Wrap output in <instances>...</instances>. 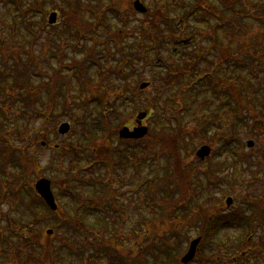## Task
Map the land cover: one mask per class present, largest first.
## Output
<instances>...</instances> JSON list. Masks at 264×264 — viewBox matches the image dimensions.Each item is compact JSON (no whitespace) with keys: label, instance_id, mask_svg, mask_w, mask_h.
I'll return each instance as SVG.
<instances>
[{"label":"rangeland","instance_id":"obj_1","mask_svg":"<svg viewBox=\"0 0 264 264\" xmlns=\"http://www.w3.org/2000/svg\"><path fill=\"white\" fill-rule=\"evenodd\" d=\"M10 1L3 2L0 0V36L13 40L24 39V46L27 47V49L30 47L34 50V53L39 58L41 64L48 67L47 69L43 67V69L46 71L48 70V72L51 70L50 67L53 69L54 66H57L55 54H58V52H56L58 50L57 47H54L56 44L53 45L51 36L56 35L55 38L57 39V43L60 41V46L65 49L64 51L66 52L67 60H71L70 58L72 56H74L76 61L82 60L85 57H82V47L85 45L90 47L92 46V42L98 43V46L94 49L97 52L96 55H99L97 60L101 64V67L91 65L87 68L88 76L93 84L90 87V89L92 88V91L83 93L78 90V84L74 78V76H76L74 70L61 72V74H64L63 76L70 78V92L75 94L76 97L73 113L82 116L84 114L83 112L92 111L96 114L95 111L99 108L98 106L95 107L94 102L90 103L89 99L91 95H102L104 97V89L106 87L110 88L116 85L118 88L122 82L134 88H139V85L142 82L148 83L145 88L140 90L138 96L141 100H144V105L150 100H158L159 113L162 112V109L168 111L171 110V107L167 102V97L172 99H189L188 95L192 96L191 100L185 103L187 111L189 110L187 113L188 116L184 117V112L181 122H178L176 119L168 125L164 122L163 118L154 121L153 118L150 117L152 115L151 113L150 116H145L142 121L143 125L147 126L148 132H152L153 135L160 133L162 127L165 126L169 127L170 135L176 133V139L178 138V141H181L179 159L181 164L186 167L191 175L189 183L192 184V192L194 193L195 186L200 190V194L198 193V199L203 203L202 206L216 207V203L220 202L219 208L223 210L226 209L225 203L228 197L232 199V205H240L243 203L245 195L254 200L259 199L264 205V125L252 124V118L247 116V110H251L258 114L259 117L264 118V105L262 104V102L264 103V92L259 86V80L264 84V22L258 20V16L261 17L264 15V0H139L148 9L146 13H139L134 9L133 2L135 0H66L70 6L75 7L74 10L77 15H80V18L84 17L85 21L92 24V28L94 29L93 31L91 28L94 32L92 34L89 31L84 32L82 29L80 33L84 36L81 39L67 36L66 41H61V38L63 37L58 39L60 36H57L55 33H59L65 26V19L62 16L64 11H67L68 9L67 3H62V0H46L42 2L40 5H42L45 12V25L43 24L42 16L29 9L28 14L24 15V21L26 26L32 30V33L34 32V34H32L26 31V28L21 25L22 17L17 15V8L15 9ZM33 1L34 0H22L20 8L23 10L21 11H25L27 6L32 5ZM201 3L206 4V6L213 11V16L217 14L222 17L221 21H226V23L223 22L224 27L219 28L216 31V38L213 37L214 45L217 46L215 50L220 51V49H224L227 51L228 60H230V57L237 56L240 52L243 53L248 50L246 56L243 57L245 62L244 67L236 68L237 70H234L233 65L236 62L232 61V63L228 64V68L224 73H221V69H217V74L221 78L227 77L228 84H234L239 86V88H242V94L244 97L248 96L246 95V93H248L246 90H251L249 92L253 97L252 104L248 105L249 109H244V119L241 121H235L237 123V132L235 134H238L243 144L242 153L240 152L238 158H234L230 152L228 153L224 151L226 146L224 141L227 140V137L233 134V108L232 110H229L228 107L224 106V104L217 99H214L213 101L205 99L206 97H214V95L210 91H199V87L197 88V91H186L185 94L182 92L184 96H177V91L180 87L177 81L179 78L172 80V82L164 83V76L159 75L161 69L163 70L164 68L152 67V65H155L153 62L158 61L159 59L168 64H176V62L178 63L181 61L178 58L172 57L173 51L181 49V47L170 42L168 34L171 29H169L168 25L162 21L159 25L160 29H156L158 32L161 30L162 38L164 37L163 40L166 44L163 43V46H159L158 49H156L157 52L155 54L153 52L154 50L147 48L153 44H151L150 37L148 40H141L145 35L142 31H146L147 36H150V33L152 34V32H155L152 20L153 13L158 11L167 14L168 17L173 19H185L182 25H180V20L175 21V26L177 27H174L171 32L181 35L182 38L189 37L190 44H188V48L191 49V51H195L199 47H209L211 40L203 38L202 35L204 33L202 32L206 33L207 30L212 28L214 22L216 23L218 20L212 16H209L207 20H205L203 18L204 11H202L200 6ZM114 7H117L119 11V14L116 13V16L110 10V8L113 9ZM184 7H186V10ZM87 8L92 9V11L94 10L95 15L100 16L102 20L99 21L96 19L95 16L91 15V10L89 11ZM230 8L233 9L228 10ZM54 11L58 13L56 24L47 25L49 14ZM238 12L244 14L245 17L237 19L235 14ZM149 15H151V19L146 23ZM119 19L123 20L119 21ZM230 19L232 22H235L239 28L238 26L234 27L235 25H228L231 23ZM106 25H109V31L114 35L112 40H116L121 45L119 50L125 52L127 57L130 56L135 60L122 63L124 57L118 52L119 50L115 49V43L110 41L111 38H106ZM229 26H232V28L234 27L232 32H230V29L228 30L227 27ZM97 37H99L101 43L96 40ZM103 41L110 42V47L113 50L110 54H107L108 59H105L104 57ZM139 42L145 43L143 45ZM194 47L197 48L194 50ZM122 48H124V50H122ZM144 52H146V55ZM199 52H201V57L205 58L206 51L201 49ZM213 52V50H210L207 57L212 58ZM112 53H115L116 59L111 58ZM133 55H137L140 58L133 57ZM250 55H254L252 57V59H254L253 74H250V70L248 69ZM240 61L241 60L238 59L237 63ZM122 64L125 66L131 65L133 68L137 69L139 77L135 74L127 77L125 80L116 77L113 70L115 71L116 67L121 66ZM196 66H198L197 68H206L209 64L206 60L201 59ZM260 66L262 67L261 69H259ZM184 78L185 81H188L186 75ZM39 80V77L35 79L36 82H39ZM248 83L252 86L251 89H249ZM243 85L248 86L245 87ZM85 87L88 88V86ZM93 87L96 90H93ZM109 97H112V95L109 94ZM221 98V101H224L228 96L222 94ZM114 103L116 106V98H114ZM210 104L212 107H210ZM77 106H81L82 109L78 110ZM151 108V104L149 107L145 105L144 107L137 108L136 111H134L135 114H133V112L131 114L130 110L132 109V105L129 104V102H125L122 108L118 107V110L122 112V115H126L123 123H125V121L127 122L124 125L134 126L136 113L140 111L146 112V115H148L149 109ZM172 108L174 109L176 107L173 105ZM210 108L219 109L218 120L220 126L219 128L212 127L206 131L205 136L198 137L195 133L198 129H202V127L198 128L200 125L199 121H201L202 117L208 116V113L211 110ZM7 114H9L13 123L7 124V126L4 127L7 132L9 131L12 134V136H14L15 133L31 136L39 127H41L39 121L34 118L30 124L26 125L24 120L20 118L19 110L14 107L9 108ZM54 114H56V117L46 122L45 127L43 126V128H41V130L44 129V133L41 132L40 134H44V136H42L43 139L38 138L37 141L39 143L44 140L46 145L42 146L39 144L37 146L31 144L27 147L28 153L37 161L36 170L33 171L32 175V184L34 187V184L39 179H48L50 181V191L58 205L57 214L62 215L63 217L65 215L66 217H69L76 216L75 212H77L80 218L79 220H71L73 226L67 227L70 228L71 233H68L67 236L64 237L66 239L60 238L63 237L60 236L63 229H59V235L53 238L50 237V234H45V239L41 241V246H37L40 250H44L42 252H40L39 249H37L38 252H34V248H32L31 245L24 246L22 242H19L18 251H21L20 248H24V253L21 254V251L20 256L26 261L25 264H36V259H39L40 261H49V254L52 251H57L58 249L56 247L63 242L71 241V235L74 237L82 236L86 230L94 232L100 231V235H103L102 232H104V236L109 238L116 236V254L119 255L118 258L120 264H161L162 262H170V260H172L171 258L166 255L158 254L157 250V246L160 245V240H165V232L167 231L171 236L170 240L172 242L177 241L176 252H181L176 258L179 262V258L187 251L189 242L197 237L199 228L193 226L191 222H189L190 220L187 221L182 216L174 218L176 221L172 220V222H170L167 213L164 212L161 214L159 207L155 208L153 206L151 197L153 193L148 192L146 186H141L142 180L145 176L155 177V173H157V176L159 177L167 172L165 170L168 164L167 159H159L158 161H154L153 164L152 160L144 161L146 159L141 160L134 158L130 159V162L125 166H116V177L120 178V181L116 182V195L110 200L104 196L103 200L108 206L111 203H115V213H110V215L116 218L117 223L108 221L107 223L109 226L106 229L102 227L106 224V221L100 218L102 217V215H99L101 213L98 214L89 211L88 214H86L84 211L76 210L74 205H72L76 203L71 198L72 196L64 195V193L60 191V185L57 181L65 175L71 177L74 173L72 165L74 153L71 150L70 144L71 142L76 141L80 136L81 126L76 122H72L67 113L56 112ZM64 121L69 122L71 125V128L66 135L60 136L57 133H47V129L52 126H54L57 131L59 124ZM110 121V124L115 131L116 126L122 124L116 122V116ZM155 122H157V124ZM247 122H250L252 125L251 130H249ZM124 125L122 124L118 127L117 133ZM193 129H195L194 132ZM183 133L188 134L181 136ZM188 135H193V137ZM176 139L173 140L175 141ZM114 141H116V137ZM248 141L253 142L252 147L247 146ZM17 142H19L20 145L25 144L23 141L13 140V144H16ZM54 144L60 145V150L54 149ZM204 144L211 147V152L205 157L204 161H200V158L196 156V152L199 147ZM228 147L230 148L231 146ZM135 160L136 163H139L137 167L132 166V162ZM85 163L86 159L85 161H80V165ZM96 169L97 170H94V172L90 170L87 172H81L78 176L80 175V177L88 179L89 181L92 180L95 175L97 177L104 174V167ZM169 172L171 173V169ZM207 172L209 175H205ZM15 176L20 177L21 173L10 164H7L5 172L0 173V180L5 181V184L8 185L12 182L11 180ZM206 176L210 177L209 180L211 182L208 181ZM231 184H237L234 191ZM74 187V189L80 194H78L80 199L82 198L84 200L86 197L91 198L92 196L95 197V195H97V189L88 184L75 183ZM236 191L240 192L237 197L234 195L236 194ZM184 192L190 193L191 191L184 190ZM158 195L159 193L155 194V198H158ZM16 205L17 203L11 195H5L1 200L0 236L4 233L7 226L12 225L10 223H14V221L18 220L20 217ZM193 207V204H187L184 210L188 211V215H191ZM20 210L25 213L24 216L22 214L23 222L29 220L31 216L30 212L25 208H21ZM37 214L43 213L38 211ZM80 220L84 221V224H79ZM261 223L263 226L254 227L253 229L244 232L235 228H224L219 232L217 240L220 242L228 239L230 241L234 239L242 240L240 248L252 252L248 255V261H246V263L242 262V264H264V252L260 253L258 249L254 250L256 244L260 245V241L264 243V239H262L264 238V222ZM37 225L40 229L45 230V233L49 229L52 230L45 225H42L41 227L40 223ZM112 225H115V228H113ZM179 229H182L180 230L181 232ZM82 230L84 231L82 232ZM52 233L53 231H51V234ZM246 234L247 236L250 235L252 238L246 240ZM9 242L10 244L14 243L16 245V241L9 240ZM148 246L150 249H148ZM151 251L154 256L149 253ZM43 253H45V257H42ZM228 254L230 253L228 252ZM220 256L221 255H217L216 259H222ZM246 257L247 256H245V258ZM197 259V261L191 264H212L207 263L206 261L203 262L199 258ZM221 262H223V260H221ZM236 263L241 264V260L236 259ZM223 264L230 263L225 261Z\"/></svg>","mask_w":264,"mask_h":264},{"label":"trees","instance_id":"obj_2","mask_svg":"<svg viewBox=\"0 0 264 264\" xmlns=\"http://www.w3.org/2000/svg\"><path fill=\"white\" fill-rule=\"evenodd\" d=\"M2 1L9 2L10 0ZM11 1V5L15 9L17 8V15L22 17L21 25L26 28V31L32 33V30L26 26L24 21V15L28 14L29 9L32 12L40 14L42 16L43 24L45 25V12L42 8V5L40 4L46 0H34L32 5L26 7L25 11H21L23 9L20 8L22 0ZM61 2L67 3L66 0H62ZM200 6L202 11H204L203 18L205 20H207L209 16H212L218 20V22H214L212 28L207 30L206 33L201 31L204 33L202 35L203 38H208V40H211L209 47H199L197 50H195L197 47H194L195 51H191V49L188 48V44H190L189 37L182 38L181 35L171 32L174 27H177L175 26V21L180 20V25H182L185 19H173L168 17L167 14L158 11L153 13L154 15L152 21L155 32H152V34L150 33V36H147L146 31H142V33H145L143 40H148L150 37L151 44H153L147 48L154 50L153 52L155 54L157 52L156 49H158L159 46L166 44L163 40L164 37L162 38L161 30L158 32L156 29H160L159 25L162 21L168 25L169 29H171L168 34L170 42L181 47V49L173 51L172 57L178 58L181 61L178 63L176 62V64H168L157 57L159 60L153 62L155 65H152V67L164 68L163 70L161 69V72H159V75L164 76V83L172 82V80L179 78L177 81L180 87L178 88L177 96H184L183 94H185L186 91H197V88L199 87V91H210L214 95V97H206L205 99H210L211 101L217 99L219 102H222L224 106L228 107L229 110H232L233 108V134L227 137V140L224 141L226 145L224 151L228 153L230 152L232 157L238 158L240 152L242 153L243 144L238 134H235L237 132V123L235 121H241L244 119V109H249L248 105L252 104L253 97L249 92L251 90H246L249 94L245 92L248 96L244 97L242 94V88H239V86L234 84H228L227 77L221 78L217 74V69H221V73H224L228 68V64L232 63V61L236 62L233 65L234 70H237L236 68L244 67L245 62L243 57L246 56L248 50L244 51L243 53L240 52L237 54V56L230 57V60L227 58V51L224 49H220V51L215 50L217 46L214 45L215 43L213 37L216 38V31L219 28L224 27L223 22L226 23V21H221L222 17L217 14L213 16V11L207 7L206 4L201 3ZM74 8V6H70L68 4V9L67 11H64L62 16L65 19V26L62 28V30H60L59 33H55L57 36H60L58 39L63 37L61 38V41H66L67 36L81 39L84 36L80 33L82 29L84 32L89 31L91 34L94 33V29L92 28L93 25L86 22L84 17L80 18V15H77ZM87 9L89 11L91 10V15L95 16L96 19L99 21L102 20L100 16L95 15L94 10L92 11V9ZM184 9L186 10V7H184ZM232 9L233 8H230L228 10ZM116 13L119 14L117 7ZM235 17L237 19H242V17L245 16L244 14L238 12L235 14ZM231 19V23L229 22L230 24L228 25H235L234 27L238 26L235 24V22H232ZM258 20L264 22V15L261 17L258 16ZM106 27V38H111L110 41L114 42V40H112L114 35L109 31V25H106ZM234 27L232 28V26H229L227 28L228 30L230 29V32H232ZM32 34H34V32ZM55 36H51V39L53 41V45L56 44L54 47H57L58 50L56 51L58 54H55L57 66H54L53 69L50 67V72L43 69V67L45 69L48 67L41 64L39 58L34 53V50H32L30 47L27 49V47L24 46V39L13 40L0 36V173L5 172L7 164H10L21 173L20 177H13L11 180L12 182H10L8 185L5 184V181L0 180V202L5 195H11L17 203L16 208L20 217L18 220L14 219L15 221L12 224H15V226H21L23 235L25 236V245H31V247L34 248L33 251L38 252V250L35 249V245L41 246V241L45 239L44 235L46 234L45 230L40 229L37 225L39 223L41 227L42 225H45L47 228H52L54 230V236H50L53 238L59 235V229H63L62 233L65 232V235L71 233L70 228H67L73 226L71 220H79L80 218L77 212H75L76 216L66 217L65 215L62 218L63 220H66L67 223L60 225L58 222L60 218L56 217L57 212H52L45 206L42 199L35 193L32 184V175L33 171L36 170L37 161L32 155L28 153L27 147L31 144L37 146L39 144L41 145V141L39 143L37 142L38 138L43 139L42 136H44V134L40 135L41 132L44 133V129L41 130V128H43V126L45 127L46 122L56 117V114L54 113L63 112L68 114L72 122H76L81 126L80 136L76 141H73L70 144L71 150L74 153V158L72 161L74 173L71 175V177L65 175L63 178L57 181V183L60 185V191L63 192L64 195H70V197L72 196L71 198L74 200V202H76L75 204H72L76 210L84 211L86 214H88L89 211H93L94 213L98 214L101 213L99 214L102 215L100 218L106 221V224L102 227L107 229L109 226L107 223L108 221L113 223L116 222V218L110 215V213H115L116 207L115 203H111L109 206L108 204L106 205L103 197L106 196V198H109L110 200L116 195V182L120 181V178L116 177V166H125L130 162V159L134 158L141 160L146 159L144 161L152 160L153 164L154 161H158L159 159H167L168 164L165 168L167 171L166 173H163L159 177L157 176V173H155V177L145 176L141 183V186H146L148 192L153 193L151 196L153 206L155 208L159 207L161 214L164 212L167 213V217L170 222H172V220L176 221L174 218L182 216L185 220H190L189 222H191L193 226L199 228L201 241L198 245L195 261H197V258H199L203 262L206 261L207 263L212 264H223L225 261L229 262L230 264H239L236 263V259H238L241 260V264L242 262L246 263V261H248V255L252 252L240 248L242 240L234 239L230 241L228 239L226 241L220 242L217 240V237L219 236V232L224 228H235L239 229L241 232H244L246 230L253 229L254 227L263 226L261 222H264V205L260 202V200H254L245 195L243 203L240 205H232V207L228 210L220 209V202L216 203V207H204L202 206L203 203H201L198 199V193L200 194L199 188L194 184L195 191L194 193L192 192L193 187L192 184L189 183L191 175L186 167L181 164L179 159L181 141H178V138L176 139V133L173 135L169 134V127H162L161 132L159 131L160 133L155 135H153L152 132H148V134L140 140H122L117 134L118 127L122 124L124 125L127 122L125 121V123H123L126 115H122V112L118 110V107L122 108L125 102H129V104L132 105V109L130 110L131 114L132 112L135 114L134 111H136L137 108L144 107L145 105L149 107L151 104L152 108L149 109L148 116H150L152 113L150 117H152L154 121L163 118L164 122L169 125L173 120L176 119L178 122H181L184 112V117L188 116L187 113L189 110L187 111V106L185 103L189 102L192 96L188 95L189 99H172L167 97V102L169 103L171 110L168 111L162 109V112L159 113L158 100H150L144 105V100H141L138 96V93L140 92L139 88H134L122 82L118 88L116 85L110 88L106 87L104 89V97L102 95H91L89 99L90 103L94 102L95 107L98 106L99 108L96 109V114H94L92 111H85L83 112L84 114L82 116L76 115L73 113L76 97L75 94L70 92L69 86L71 80L70 78L63 76L64 74H61V72L74 70V72H76L74 73L76 75L74 78L78 84V90L83 93L92 91V88L90 89V87L93 84L91 83L88 76L87 68L91 65H97L98 67H101V64L97 60L99 55H96L97 52L94 49L96 46H98V43L92 42V46L88 47L85 45L82 47V57L85 56L82 60L76 61L74 56L70 58L71 60H67V55L64 51L65 49L60 46V41L57 43ZM96 40L99 41V37H97ZM99 43H101V41H99ZM139 43L144 45L145 42ZM102 44H104V57L105 59H108L107 54H110L111 51H113L110 47V42L103 41ZM119 46L120 44L116 41V47L118 48L117 50H119ZM201 49L206 51L205 58L201 57V52H199ZM122 50H124V48H122ZM210 50L214 51L212 58L207 57ZM118 52L124 57L122 59V63L135 60L130 56L127 57V54L121 50ZM144 54L146 55V52H144ZM253 56L254 55H250L248 67L250 74L254 73V59H252ZM133 57H137L138 59L140 58L137 55H133ZM111 58L116 59L115 53H112ZM201 59L206 60L209 66L206 68L199 66L200 68H197L198 66H196V64ZM238 59L241 61L237 63ZM261 68L262 67L260 66L259 69ZM113 73L116 74V77H119L121 80H125L127 77L134 74L139 77L137 69L133 68L131 65L125 66L122 64L121 66H117L116 70H113ZM185 75L188 77V81L184 80ZM38 77L40 80L39 82H36L35 79ZM248 85L243 86H248L249 89H251L252 86L249 83ZM85 86H88V88ZM259 86L264 92V84L261 83L260 80ZM93 90L96 89L93 87ZM182 92L184 93L182 94ZM109 94H111L112 97H109ZM222 94L228 96V98H226L224 101H221ZM114 98H116V106L114 103ZM262 104L264 105L263 102ZM173 105L176 108L173 109ZM12 107L19 110L20 118L24 120L26 125L30 124L34 118L39 121L41 127H39L31 136L22 135L20 133H15L14 136H12V134L9 131L7 132L4 127L7 126V124L13 123V120L10 118L9 114H7L9 108ZM210 107H212L211 104ZM77 109L81 110L82 108L81 106H77ZM210 109L211 110L209 111L208 116L202 117L201 121H199L200 125L198 128L202 127V129H198V131L195 133L198 137L205 136L208 129L212 127L219 128L220 126V122L218 120L219 109ZM247 111V116L252 118V124H259L261 126L264 125L263 117H259L258 114L252 112L251 110ZM115 116L116 122L122 123L119 126H116V131L110 124V120L115 118ZM157 122L155 123L157 124ZM248 126L249 130H251L252 125L250 122L248 123ZM47 130V133L49 132L56 134V129L54 126ZM194 131L195 129H193V132ZM186 134L188 133H183L181 136ZM188 136L193 137V135ZM115 137L116 141H114ZM173 139L176 140L174 141ZM13 140H20L25 144L20 145L19 142L13 144ZM228 146L231 147L229 148ZM57 150H60V145ZM85 159L86 163L80 165V161H85ZM132 163L133 167H137L139 164L136 163V160ZM100 167H104V174L97 177L95 175L93 176L92 180L88 181V179L80 177V175L78 176V174L81 172H87L89 170L94 172V170H97L96 168L99 169ZM170 169L171 173L169 172ZM205 175H209L208 172ZM206 177L208 181H210V177ZM78 182L95 187L97 189V195H95V197L92 196L91 198L86 197L84 200L82 198L80 199V194L74 189L75 183L80 184ZM235 186H237V184H231L233 191L235 190ZM184 190H189L191 192L186 193ZM157 193H159L158 198H155L154 195ZM239 193L240 192L236 191V194L234 195L237 197L239 196ZM187 204L194 205L191 215H188V211L184 210ZM21 208H25L28 212H30L31 216L29 220L23 222L22 214L24 216L25 213L24 211L22 212V210H20ZM38 211H41L43 214H37ZM113 228H115V225ZM180 230L182 229H179V231ZM102 234L104 235V232H102ZM165 236V240H160V245L157 246L158 254L166 255L172 260L166 263L162 262L161 264H179L176 258L181 252H176L177 241H173V243L170 240L171 236L168 232L165 234ZM246 238V240H249L252 237L249 235ZM259 243L260 245H255L254 250L258 249L260 253H262L264 252V243L261 241ZM148 249H150L149 246ZM39 251L42 252L44 250L39 249ZM228 252L230 254H228ZM149 253L153 255L152 251ZM217 255H221L220 258L222 259L217 260ZM245 256L247 257L245 258ZM221 260H223V262H221Z\"/></svg>","mask_w":264,"mask_h":264},{"label":"flooded vegetation","instance_id":"obj_3","mask_svg":"<svg viewBox=\"0 0 264 264\" xmlns=\"http://www.w3.org/2000/svg\"><path fill=\"white\" fill-rule=\"evenodd\" d=\"M113 9L115 11H113V13L116 16V7ZM150 19L151 15L148 16L146 23H148ZM114 43L116 49V40H114ZM56 217L60 218L58 220L60 225L66 223V221L63 220L62 215L56 214ZM79 222V224H84V221L82 220ZM83 231L84 230H82V232ZM64 233H61V236H63L60 237L61 239H66L64 237L67 235ZM165 233L167 234V231ZM71 238V241L63 242L56 247L59 251H52L49 254V261H40L39 259H36V264H120L118 258L119 255L116 254V237L109 238L98 234V232L86 230L82 236L74 237L71 235ZM9 240L16 241V245L14 243L10 244ZM19 242H22L25 246V236L23 235L21 226H13L12 229L7 226L4 233L0 236V264L26 263V261L20 256L21 251V254L24 253V248L22 247L20 248L21 251H18ZM35 249H38L36 245ZM42 257H45V253H43Z\"/></svg>","mask_w":264,"mask_h":264},{"label":"water","instance_id":"obj_4","mask_svg":"<svg viewBox=\"0 0 264 264\" xmlns=\"http://www.w3.org/2000/svg\"><path fill=\"white\" fill-rule=\"evenodd\" d=\"M133 7L138 12H146V7L139 1L135 0L133 2ZM57 14L56 12H51L49 14L48 23L53 24L56 22ZM148 85V83L143 82L140 84V88L143 89ZM146 112H139L136 117V126H134L132 129H130L128 126H123L119 131L118 135L122 139H140L144 137L147 132L148 128L147 126L142 124V120L145 118ZM70 129V125L68 122H62L57 129L58 134L64 135L66 134ZM44 142H41V145H44ZM253 142L248 141L247 146L252 147ZM210 153V147L207 145H202L196 152V156L200 159H204L206 156H208ZM34 188L38 195L45 201V203L49 206L50 209L56 210L57 205L55 203L54 196L52 192L50 191V181L45 178H41L34 184ZM232 203V199L230 197L226 200V206H230ZM48 233H51V231H48ZM200 242V237H197L193 239L188 247V250L186 253L181 257L180 261L183 264L188 263L191 261L195 255L197 245Z\"/></svg>","mask_w":264,"mask_h":264}]
</instances>
